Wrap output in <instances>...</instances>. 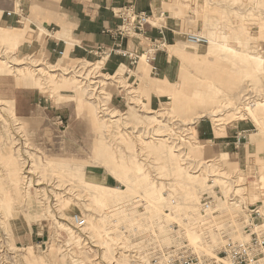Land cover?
Instances as JSON below:
<instances>
[{"label":"rangeland","instance_id":"rangeland-1","mask_svg":"<svg viewBox=\"0 0 264 264\" xmlns=\"http://www.w3.org/2000/svg\"><path fill=\"white\" fill-rule=\"evenodd\" d=\"M164 11L208 43L165 41L152 63H136L139 80L122 62L106 68L121 55L50 57L0 26V264H163L171 249L210 257L264 224V0H168ZM166 49L175 78L150 104L144 84ZM81 70L96 82L83 84Z\"/></svg>","mask_w":264,"mask_h":264},{"label":"crops","instance_id":"crops-1","mask_svg":"<svg viewBox=\"0 0 264 264\" xmlns=\"http://www.w3.org/2000/svg\"><path fill=\"white\" fill-rule=\"evenodd\" d=\"M168 0H0V26H10L25 31L27 42L21 45L54 57L58 50L70 59H94L93 49L110 47L117 40L115 31L120 24L118 10L132 6L135 11L151 13L152 22L134 37L126 38L122 45L133 51L142 52L150 47V39L163 38L167 48L183 39L187 23L164 11ZM10 12V14H6ZM164 16V19L161 18ZM155 16V17H154ZM18 35V34H15ZM122 62V63H121ZM118 63L123 64L129 77L141 79V66L130 64L126 58L111 56L105 66L112 71ZM176 55L169 49L157 54L159 73L148 75L145 86L149 87L150 104L165 96L166 85L175 78ZM133 79V80H134ZM167 83V84H166Z\"/></svg>","mask_w":264,"mask_h":264},{"label":"built area","instance_id":"built-area-1","mask_svg":"<svg viewBox=\"0 0 264 264\" xmlns=\"http://www.w3.org/2000/svg\"><path fill=\"white\" fill-rule=\"evenodd\" d=\"M120 17V24L118 25L115 34L117 40L110 47L98 46L93 49V53L100 58L109 56L112 53L121 55L126 58L132 65L136 64L143 56L146 57L147 62H153V56L156 48H163L165 40L163 38L150 39L151 42L149 50L137 52L123 47L122 41L126 38L134 37L137 33L142 32L147 24L153 20V15L147 12H138L130 6H123L118 10ZM9 15L10 12H7ZM185 40L191 45H205L208 43V38L201 33H185ZM152 45V46H151ZM57 54L63 56L64 52L58 50ZM152 55V56H151ZM153 69H157L153 66ZM259 216V210H252ZM74 221L79 226H84L85 220L79 216H74ZM252 226V225H251ZM264 224H257L254 230L248 227L245 232L246 237L238 239H226L221 248L214 254V256H203L194 253L181 252L171 249L166 251L163 255L165 263L163 264H264ZM135 254H132L134 257ZM139 260L138 256L135 257ZM159 260V256L153 258V264ZM142 264V263H136Z\"/></svg>","mask_w":264,"mask_h":264},{"label":"bare ground","instance_id":"bare-ground-1","mask_svg":"<svg viewBox=\"0 0 264 264\" xmlns=\"http://www.w3.org/2000/svg\"><path fill=\"white\" fill-rule=\"evenodd\" d=\"M18 35H19V34H18ZM15 36H16V35H14V33H11V32H10V33H9V32L6 33V32H5L4 40H8V41H9L12 37H15ZM212 45H214V43H213ZM170 48H171L172 50H175L174 46H170ZM172 50H171V51H172ZM191 52H193V51H191ZM193 54H195V53H193ZM197 57H198V56H197ZM41 70L43 71L44 69H41V68H40V69H39V68L36 69V71L39 72V73H40ZM51 71H52V70H51ZM55 71H56V70H55ZM81 72H83V71L81 70L78 76H79V78H82V81H81V82H82L83 84H85V85L88 84V85H89L90 83H93V82L95 83V82H96V81H94V80H90V79H89V72L86 71L85 74H84V73L81 74ZM63 74H66V73L63 72ZM74 74H75V73H74ZM77 74H78V73H77ZM24 75H26V74H24ZM35 75H36V74H35ZM43 75H44V74H43ZM50 75H51V74H50ZM50 75H49V76H50ZM58 75H59V74H58ZM94 75H95V74H94ZM37 76H38V75H37ZM39 76H40V75H39ZM66 76H67V75H66ZM70 76H71V75H70ZM70 76H69V77H70ZM28 77H29V76H28ZM57 77H59V76H57ZM64 77H65V76H64ZM71 77H72V76H71ZM73 77H74V76H73ZM65 78H68V77H65ZM39 79H40V78H39ZM41 79H42V78H41ZM88 79H89V80H88ZM68 80H69V79H68ZM80 80H81V79H79V81H80ZM77 81H78V80H77ZM99 81H100V80H99ZM41 82H42V81H41ZM38 84H39V83H38ZM42 84H43V83H42ZM78 84H79V83H78ZM43 86H44V85H43ZM93 87H94V86H93ZM197 99H198V98H197ZM197 99H196V100H197ZM251 102H252V101H251ZM202 104H203V103H202ZM248 104H249V103H248ZM241 105H242V104H241ZM250 105H251V104H250ZM250 105H248V106H250ZM248 106H247V107H248ZM257 107H258V108H261V109H259V110H261V111L264 110V99L261 100V102L259 103V105H258ZM244 108H245V107H244ZM100 109H101V108H100ZM104 110H105V109H101V110H100V113H101V116H100V117H103V115H108L109 118H112V117H113V114L108 113V112H105ZM253 111H254V113L257 115L256 111H255V110H253ZM105 117H106V116H105ZM105 117H104V118H105ZM119 117H120V116H119ZM107 118H108V117H107ZM112 121H115V120L113 119ZM148 129H149V128H148ZM154 131H156V129H154ZM183 131H184V130H183ZM186 131H188V129H187ZM178 132H179V131H178ZM154 133H155V132H154ZM183 133H184V132H183ZM177 134H178V133H177ZM177 134H175V135H177ZM181 134H182V133H181ZM187 134H188V133H187ZM187 134H186V135H187ZM183 137H185V136L183 135ZM186 137H187V136H186ZM189 137H190V136H189ZM189 137H188V139H189ZM144 138H145V137H144ZM175 138H176V137H175ZM183 139H184V138H183ZM175 140H176V139H175ZM182 141H183V140H181V142H182ZM172 142H174V141H172ZM184 142H185V141H184ZM192 143H193V142H192ZM171 144H172V143H171ZM181 144H182V143H181ZM181 144H180V145H181ZM172 145H174V144H172ZM143 146H144V145H143ZM176 146H178V145H176ZM139 148H140V147H139ZM175 148H176V147H175ZM181 148H182V147H181ZM177 150H178V149H177ZM180 151H181V150H180ZM187 157H188V156H187ZM186 159H188V158H186ZM5 161H6V160H5ZM216 161H217V160H216ZM149 162H150V161H149ZM6 164H7V165H11V162H10L9 159L6 161ZM187 164H188V163H187ZM207 166H209V165H207ZM198 169H199V168H198ZM200 170H201V169H200ZM22 174H23L22 179L27 178V175L29 174L27 170H24V167H23V173H22ZM45 186L48 187L49 185H45ZM55 186L58 187L59 185L57 184V185H55ZM56 187H53V186H52L51 188H53V189H57ZM67 193H68V189L66 190V194H67ZM56 195H57V193H56ZM84 197H85V196H84ZM102 197H103L104 199L106 198L103 194H102ZM54 200H55V198H54ZM105 200H106V199H105ZM105 200H103V201H105ZM88 201H89V198H88V197H85V198L83 199V204H84V206H87V205H85V204H88ZM101 202H102V201H101ZM88 226H89V225H88ZM75 229H76L77 232H81L82 236H83L85 239H88V238H89L88 236H89L90 234H92V233H91L92 231L89 232V231L87 230L88 228H87L86 226H83V227L80 226L79 228H75ZM86 233H87V234H86ZM94 237H95V236H94ZM102 243H103V242H102ZM94 245H96V244H94ZM97 247H98V246H97Z\"/></svg>","mask_w":264,"mask_h":264}]
</instances>
